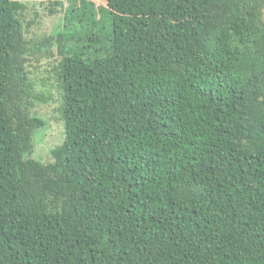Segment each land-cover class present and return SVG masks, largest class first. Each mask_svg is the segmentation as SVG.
Returning a JSON list of instances; mask_svg holds the SVG:
<instances>
[{
    "label": "trees",
    "instance_id": "16d2710c",
    "mask_svg": "<svg viewBox=\"0 0 264 264\" xmlns=\"http://www.w3.org/2000/svg\"><path fill=\"white\" fill-rule=\"evenodd\" d=\"M104 1L49 2L32 46L0 0V264H264V0ZM53 46L57 97L29 59Z\"/></svg>",
    "mask_w": 264,
    "mask_h": 264
},
{
    "label": "rangeland",
    "instance_id": "374dc122",
    "mask_svg": "<svg viewBox=\"0 0 264 264\" xmlns=\"http://www.w3.org/2000/svg\"><path fill=\"white\" fill-rule=\"evenodd\" d=\"M28 3L26 20L31 21L25 35L31 39V45L34 46L37 40L47 36L54 35L62 28L64 9L62 6L49 5V2L55 0H19ZM63 1V7L67 5V0ZM96 5H104V0H92ZM48 8H54L53 12ZM51 10V9H50ZM51 52H35L29 57L31 69L33 71L31 78L35 81L34 89L36 91L51 90L54 97H57L58 90L56 87L55 76H48L52 70L53 63L57 56L56 49L53 46ZM34 105L31 106L33 114L41 117L45 121V125L34 132L33 135V151L32 157L41 162H48L52 159L51 150L60 145L64 139L63 121L59 119V113L56 107L59 102L54 98L48 101L33 100Z\"/></svg>",
    "mask_w": 264,
    "mask_h": 264
}]
</instances>
